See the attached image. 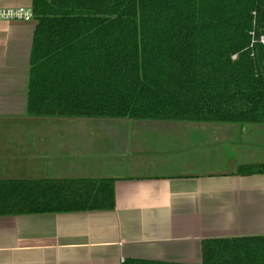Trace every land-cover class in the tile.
<instances>
[{
	"label": "crops",
	"instance_id": "obj_1",
	"mask_svg": "<svg viewBox=\"0 0 264 264\" xmlns=\"http://www.w3.org/2000/svg\"><path fill=\"white\" fill-rule=\"evenodd\" d=\"M37 24L0 20V181L113 180L115 208L0 217V264H200L205 240L264 236V174H238L264 125L30 116Z\"/></svg>",
	"mask_w": 264,
	"mask_h": 264
},
{
	"label": "trees",
	"instance_id": "obj_2",
	"mask_svg": "<svg viewBox=\"0 0 264 264\" xmlns=\"http://www.w3.org/2000/svg\"><path fill=\"white\" fill-rule=\"evenodd\" d=\"M32 12L30 116L264 125V0H32ZM114 208L113 180L0 181V217ZM200 264H264V236L205 240Z\"/></svg>",
	"mask_w": 264,
	"mask_h": 264
},
{
	"label": "built area",
	"instance_id": "obj_3",
	"mask_svg": "<svg viewBox=\"0 0 264 264\" xmlns=\"http://www.w3.org/2000/svg\"><path fill=\"white\" fill-rule=\"evenodd\" d=\"M0 20L7 22H30L34 20L32 9L16 8L6 9L0 6ZM264 43V38H262Z\"/></svg>",
	"mask_w": 264,
	"mask_h": 264
}]
</instances>
